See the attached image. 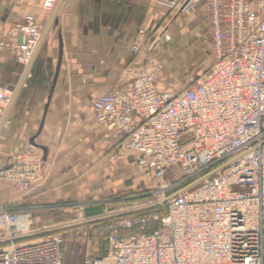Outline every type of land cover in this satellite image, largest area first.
<instances>
[{
    "label": "built area",
    "instance_id": "obj_1",
    "mask_svg": "<svg viewBox=\"0 0 264 264\" xmlns=\"http://www.w3.org/2000/svg\"><path fill=\"white\" fill-rule=\"evenodd\" d=\"M59 1L44 0L42 10L51 15ZM203 1L212 16L210 70L181 92L160 89L155 51L172 40L167 25L145 55L140 42L133 47L131 82L93 105L98 125L126 134L122 148L134 155L136 169L160 182L156 205L166 210L112 226L105 254L86 256L83 264H264V0L157 3L178 16ZM44 30L26 15L8 33L18 42L0 47L27 67ZM14 95L0 87V125ZM44 168L30 145L0 170V184L26 192ZM21 217L32 220L0 208V264H65V230L100 222L80 215L75 225L53 230L59 233L16 243L29 236Z\"/></svg>",
    "mask_w": 264,
    "mask_h": 264
},
{
    "label": "crops",
    "instance_id": "obj_2",
    "mask_svg": "<svg viewBox=\"0 0 264 264\" xmlns=\"http://www.w3.org/2000/svg\"><path fill=\"white\" fill-rule=\"evenodd\" d=\"M43 1L0 0V43L15 45L18 39L8 33L29 14L46 28L53 13L42 10ZM167 25L172 40L157 47L158 59L191 65L204 55L212 25L207 1L178 16L157 0L62 1L0 131V170L30 145L45 168L26 192L1 183L0 208L27 211L35 229L56 230L80 209L88 220L109 217L111 204L137 192L134 155L122 148L126 134L98 125L93 105L131 82L138 62L133 47L140 42L145 55ZM25 70L0 47V87L16 91ZM160 89L165 88L160 84ZM35 235L19 243L34 241Z\"/></svg>",
    "mask_w": 264,
    "mask_h": 264
},
{
    "label": "rangeland",
    "instance_id": "obj_3",
    "mask_svg": "<svg viewBox=\"0 0 264 264\" xmlns=\"http://www.w3.org/2000/svg\"><path fill=\"white\" fill-rule=\"evenodd\" d=\"M203 47L202 49L204 55L200 58L194 59L191 65L188 63L184 64V62L175 64L167 62L163 63L159 59L161 70L160 84L163 88H165V90L171 89L175 92H181L189 88L200 76L212 68L214 64L212 25ZM136 175L137 178H140V182L137 185V192L128 193L122 197L124 199L120 202L111 204L110 209L106 214V216L109 217L98 218L102 221L99 226H97V224H91L72 227L65 230V264H83L86 256L101 255L107 246L106 237L112 226L122 225L123 222L133 220L141 215H149L153 213L163 214L165 212L166 204L161 206L156 205L161 200V197H159V193L161 191L160 182L150 176H146L137 169ZM133 178L136 179V177ZM82 210L83 209H80V212L72 216L74 219L71 218V221L64 222V226L70 227L71 225L78 223L80 221V215H84ZM25 213L28 212H19V214ZM88 218L85 219L88 220ZM94 220L97 219H92L90 221ZM20 225L22 229L30 227L27 232L29 235L30 233L38 234L32 237V239H35L34 241H38L61 232V230L53 231V229L50 228L35 229L36 227L33 217L31 222L27 220L26 217H21ZM135 231L136 229L132 231H125L123 234L128 235ZM19 242L20 241H17L16 243Z\"/></svg>",
    "mask_w": 264,
    "mask_h": 264
},
{
    "label": "water",
    "instance_id": "obj_4",
    "mask_svg": "<svg viewBox=\"0 0 264 264\" xmlns=\"http://www.w3.org/2000/svg\"><path fill=\"white\" fill-rule=\"evenodd\" d=\"M62 1H63V0H60V1H59L58 5H57V7H56V9H55V11L53 12V14H52V16H51V18H50V20H49V22H48V24H47L45 30H44V33H43V37H42V40H41L40 46H39V48H38V50H37V52H36L34 58H33L32 61L30 62V64L26 67V70H25V72H24V75H23V77H22V79H21V81H20V83H19V85H18V87H17V89H16V91H15L14 99H13L11 105L9 106L8 110L6 111V114H5V116H4V118H3V121H2V123H1V125H0V131H1V128H2L4 122H5L6 118H7V115L9 114V111H10V109H11L13 103L15 102V99L17 98V96H18V94H19V92H20V90H21V87L23 86V84H24V82H25V80H26V78H27V76H28V73H29V71H30V69H31V66H32V64H33V61L35 60V57L37 56V54H38V52H39V50H40V48H41V46H42V44H43V41L45 40V38H46V36H47V34H48V32H49V30H50V28H51V26H52L54 20H55V17H56V15H57V13H58V10H59V7H60Z\"/></svg>",
    "mask_w": 264,
    "mask_h": 264
},
{
    "label": "trees",
    "instance_id": "obj_5",
    "mask_svg": "<svg viewBox=\"0 0 264 264\" xmlns=\"http://www.w3.org/2000/svg\"><path fill=\"white\" fill-rule=\"evenodd\" d=\"M145 215H147V214H145ZM145 215H141V216H145ZM101 222L102 221H100V222H98V223H95V224H97V226H99L100 224H101ZM109 233H110V231H109ZM109 233H108V235H109ZM108 235H107V237H108ZM106 237V238H107ZM107 245V244H106ZM105 250H106V248H105ZM105 250L102 252V254L101 255H104L105 254Z\"/></svg>",
    "mask_w": 264,
    "mask_h": 264
},
{
    "label": "bare ground",
    "instance_id": "obj_6",
    "mask_svg": "<svg viewBox=\"0 0 264 264\" xmlns=\"http://www.w3.org/2000/svg\"><path fill=\"white\" fill-rule=\"evenodd\" d=\"M97 220H99V219H97ZM97 220H94V221H97ZM15 247V246H14Z\"/></svg>",
    "mask_w": 264,
    "mask_h": 264
}]
</instances>
